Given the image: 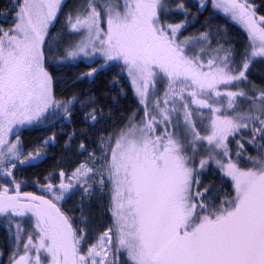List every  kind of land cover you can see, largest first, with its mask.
Returning a JSON list of instances; mask_svg holds the SVG:
<instances>
[{
    "label": "snow or ice",
    "instance_id": "1",
    "mask_svg": "<svg viewBox=\"0 0 264 264\" xmlns=\"http://www.w3.org/2000/svg\"><path fill=\"white\" fill-rule=\"evenodd\" d=\"M0 227V264H264V0H6Z\"/></svg>",
    "mask_w": 264,
    "mask_h": 264
},
{
    "label": "trees",
    "instance_id": "2",
    "mask_svg": "<svg viewBox=\"0 0 264 264\" xmlns=\"http://www.w3.org/2000/svg\"><path fill=\"white\" fill-rule=\"evenodd\" d=\"M5 3H6V0H0V9H2L4 7ZM105 79L106 78L103 77V76L100 78V82H101V87L102 88H103V84H104ZM131 103H132V100L129 97L128 99H125V100L121 101V106L127 107V106L131 105ZM36 135H38L37 132H25L24 133V136H25L26 139H31L32 137H34ZM0 232H1V235L3 236V228L2 227H1V231ZM1 238L3 239V237H1Z\"/></svg>",
    "mask_w": 264,
    "mask_h": 264
},
{
    "label": "rangeland",
    "instance_id": "3",
    "mask_svg": "<svg viewBox=\"0 0 264 264\" xmlns=\"http://www.w3.org/2000/svg\"><path fill=\"white\" fill-rule=\"evenodd\" d=\"M1 237H3V236L1 235V232H0V241H2V240H1L2 238H1Z\"/></svg>",
    "mask_w": 264,
    "mask_h": 264
},
{
    "label": "flooded vegetation",
    "instance_id": "4",
    "mask_svg": "<svg viewBox=\"0 0 264 264\" xmlns=\"http://www.w3.org/2000/svg\"><path fill=\"white\" fill-rule=\"evenodd\" d=\"M31 190V189H30ZM0 231H1V227H0Z\"/></svg>",
    "mask_w": 264,
    "mask_h": 264
}]
</instances>
